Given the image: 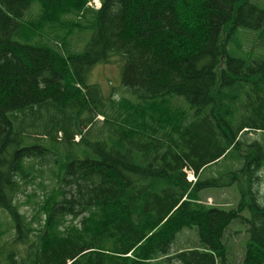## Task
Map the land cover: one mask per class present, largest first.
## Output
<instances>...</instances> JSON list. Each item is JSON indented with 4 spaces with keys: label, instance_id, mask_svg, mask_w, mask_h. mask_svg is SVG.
I'll list each match as a JSON object with an SVG mask.
<instances>
[{
    "label": "trees",
    "instance_id": "trees-1",
    "mask_svg": "<svg viewBox=\"0 0 264 264\" xmlns=\"http://www.w3.org/2000/svg\"><path fill=\"white\" fill-rule=\"evenodd\" d=\"M88 2L0 0V264H232L237 220L241 264H264L260 0ZM117 57L135 99L88 82ZM45 164L52 185L27 194ZM230 187L232 209L201 196Z\"/></svg>",
    "mask_w": 264,
    "mask_h": 264
},
{
    "label": "rangeland",
    "instance_id": "rangeland-1",
    "mask_svg": "<svg viewBox=\"0 0 264 264\" xmlns=\"http://www.w3.org/2000/svg\"><path fill=\"white\" fill-rule=\"evenodd\" d=\"M259 6L264 8V0H260ZM91 35L92 32L90 31L82 35H77L74 39V42L76 44L74 46V50L77 52H82L85 49L87 42L90 40ZM124 65L125 60L118 57L116 61L111 64L96 65L89 73V84L97 85V87L101 90L105 98H110L111 96H114L117 99H120L122 97H129L135 99L132 92L127 90L122 84V74ZM98 119L100 122L103 121V117H98ZM80 140V136H77L75 138L76 142H79ZM37 168L43 169L44 174H40L31 185L26 187L27 194H31L33 191L41 192V185L51 186L53 183L50 180L49 176V165L45 164L44 166H38ZM260 176L262 177V183L258 185V189H260V197H258V199H260V201L262 202L264 200V169L260 172ZM201 196L206 202L208 201L210 203L212 201L213 206H224L225 209L234 208L239 200V192L235 187L224 189H208L203 191L201 193ZM20 197L23 202L27 200V195H21ZM33 204V202L25 204V206L23 207L24 212L31 214ZM243 215L247 218H250V212L248 211H245ZM7 223L8 215L2 209H0V228L5 229L8 225ZM247 230V223L243 220H237L230 226L227 232L226 239L227 246L229 247V260L232 264H241L242 262L244 248L249 239V233ZM198 243L199 241L197 229L193 228L190 230H185L184 232L179 234L178 241L174 244L173 250L187 247L191 244L197 245Z\"/></svg>",
    "mask_w": 264,
    "mask_h": 264
},
{
    "label": "built area",
    "instance_id": "built-area-1",
    "mask_svg": "<svg viewBox=\"0 0 264 264\" xmlns=\"http://www.w3.org/2000/svg\"><path fill=\"white\" fill-rule=\"evenodd\" d=\"M88 6L94 9H100L101 8V0H89ZM187 179L189 182L195 183L197 180V177L195 176V173L190 169H185Z\"/></svg>",
    "mask_w": 264,
    "mask_h": 264
}]
</instances>
